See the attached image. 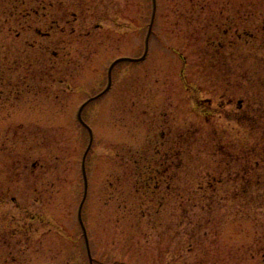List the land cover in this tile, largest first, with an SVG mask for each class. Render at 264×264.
<instances>
[{
  "label": "rangeland",
  "instance_id": "obj_1",
  "mask_svg": "<svg viewBox=\"0 0 264 264\" xmlns=\"http://www.w3.org/2000/svg\"><path fill=\"white\" fill-rule=\"evenodd\" d=\"M153 11L0 0V264H90L78 112ZM111 77L82 111L93 264H264V0H156Z\"/></svg>",
  "mask_w": 264,
  "mask_h": 264
},
{
  "label": "trees",
  "instance_id": "obj_2",
  "mask_svg": "<svg viewBox=\"0 0 264 264\" xmlns=\"http://www.w3.org/2000/svg\"><path fill=\"white\" fill-rule=\"evenodd\" d=\"M220 150H221V148H219V151ZM230 158L232 159V156H230ZM224 168H225V170H227L226 172H228V173L231 172V167H229L228 165L224 166ZM253 169H254V167L253 168L252 167H246L244 169L242 174H244L243 178L244 177L245 178L243 180L245 182H243V183H250L247 181L248 180L247 176L252 173ZM134 178H135L134 183H137L139 186V188L136 189V191H141L146 196L145 197V201H146L145 203H148L149 197L153 193L154 189L156 190L159 188V185H160L159 179L157 178V176L154 175V172L149 165H146L139 160L134 161ZM149 212H150V210L148 211V214L144 213L143 216L144 217L149 216L150 215Z\"/></svg>",
  "mask_w": 264,
  "mask_h": 264
},
{
  "label": "water",
  "instance_id": "obj_3",
  "mask_svg": "<svg viewBox=\"0 0 264 264\" xmlns=\"http://www.w3.org/2000/svg\"><path fill=\"white\" fill-rule=\"evenodd\" d=\"M153 1H154V12H153L152 21H151V24H150V27H149V33H148V37H147V40H146V50H145V53H144L143 57H141L140 59L122 58V59H119V60L115 61V62L111 65L110 70H109V85H108L107 89H106L102 94L106 93V92L110 89V87H111V81H112V77H111V75H112V70H113L114 66H115L119 61H121V60H138V61H143V60L146 58V56H147V54H148L149 38H150V34H151V32H152V26H153L154 18H155V15H156V0H153ZM102 94L98 95V96L95 97V98H98V97L101 96ZM95 98L91 99V100L88 101L87 103L91 102V101L94 100ZM87 103H86V104H87ZM86 104H84V105L81 107V109H80V111H79V116H78V117H79V120L81 121V123L89 129V132H90V134H91L90 145H89V147H88V149H87V151H86V153H85L84 159H83V174H84V180H85V197H86V194H87L88 183H87V177H86V172H85V168H84V165H85L84 163H85V159H86V156H87V154H88V151H89V149L91 148V144H92V140H93V139H92V131H91V129H90V128L84 123V121H83V119H82V111H83V108L86 106ZM85 197H84V200H83V202H82V204H81V207H80L79 219H80V223H81V225H82L83 231H84V235H85V239H86V244H87V249H88V254H89V257H90V263L93 264V258H92V256H91V251H90V246H89V240H88V237H87V232H86L85 226H84V224H83V222H82V218H81V210H82L83 203H84V201H85Z\"/></svg>",
  "mask_w": 264,
  "mask_h": 264
}]
</instances>
